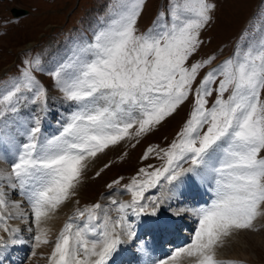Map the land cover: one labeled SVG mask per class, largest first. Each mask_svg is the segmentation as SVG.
<instances>
[{
    "label": "snow or ice",
    "instance_id": "1",
    "mask_svg": "<svg viewBox=\"0 0 264 264\" xmlns=\"http://www.w3.org/2000/svg\"><path fill=\"white\" fill-rule=\"evenodd\" d=\"M117 6L115 18L92 43L49 73L77 110L50 139L40 138L37 120L11 172L0 174V179L13 190L19 188L28 201L38 228L35 247L49 244L48 230L39 228L41 220L75 196L89 162L110 146L146 135L191 97V110L176 138L167 147L150 145L142 157L154 156L162 165L140 168L123 186L130 200L113 198L108 207L95 203L76 209L55 239L49 264H107L122 237L135 235L129 211L139 217L150 210L155 216L167 197L145 193L162 179L172 183L186 174H212L215 198L193 213L198 227L191 243L158 264H183L186 258L191 264H221L217 248L235 231L252 229L264 204V156L260 155L264 151V35L246 48L238 47L197 84L201 71L215 57L188 62L203 43L200 32L212 19L213 3L169 0L166 12H160L153 26L140 34L136 25L142 0H117ZM246 37L245 32L241 40ZM38 64L32 62L11 82L10 90L0 94V116L16 112L20 100L27 99L24 92L34 93L33 103H46L45 90L31 71ZM122 179L107 187L119 185ZM8 207L0 188V210ZM11 207L17 211L8 216L0 211V230L14 235L19 229L10 228L7 220L24 218L26 213L19 202ZM80 218H85L83 223H76ZM4 247L5 238L0 236V249Z\"/></svg>",
    "mask_w": 264,
    "mask_h": 264
},
{
    "label": "rangeland",
    "instance_id": "2",
    "mask_svg": "<svg viewBox=\"0 0 264 264\" xmlns=\"http://www.w3.org/2000/svg\"><path fill=\"white\" fill-rule=\"evenodd\" d=\"M209 2L215 5L214 10L210 13L212 19L200 32V39L203 43L198 53L188 63L204 60L210 56L215 57V60L212 65L201 71L197 78V84L210 68L220 65L232 57L238 47L246 48L249 43L264 35V0H209ZM168 3L169 0H142V10L136 25L138 34L153 26L158 14L166 12ZM12 7L27 9L28 13L14 17L10 11ZM117 11V0H0V94L10 90L11 82L19 79L22 71L29 68L30 64L36 60L39 61V64L36 68L31 69L32 75L46 93V103L43 100L33 103L34 93L24 92L22 95L27 99L20 100L16 105L18 110L5 112L3 116H0V149H3V144L14 145L13 150L4 146L7 157L3 153L5 161L2 164L4 163L5 168L7 166L8 173L11 172L12 164L16 162L20 146L26 142L27 134L36 125L37 120H39L41 129L40 138L50 139L63 130L70 115L77 110V105L65 98L64 93L49 73L68 62L80 49L92 43L94 36L109 26ZM245 32L247 37L242 41L241 37ZM25 61H28L29 64H25ZM228 95L229 93H225V98ZM214 99L215 93L209 98V106ZM261 99L264 100V91L261 93ZM190 110L191 97L175 113L165 118L146 135L125 139L117 145L110 146L89 162L76 189L75 196L54 212H50L49 217L41 220L43 223L64 211L63 215H58L59 221L55 233L49 237L50 243L47 244L49 250L46 249L48 253L45 251L38 256L41 261L35 260L36 254H33V249L37 248L34 237L38 228L33 214L29 213L31 208L24 211L29 213L32 221L30 217L29 219L26 217L25 221L18 224L14 223V218H11L13 223L9 218L8 226H16L19 231L9 240L6 238V241L13 243L16 240L19 244L24 240L28 245L20 264H44V261L45 264H48L55 239L60 232L58 228L61 229L60 227L67 220L65 216L69 212V217L74 216L76 209L83 210L95 203L108 207L113 198L123 202V196L128 194L124 191L123 186L137 175L140 168H146L149 164L154 167L162 165V161L154 156L143 160L142 157L146 149L150 145L167 147L183 127ZM260 155L264 156V151ZM183 167L187 168L188 164H184ZM97 172H100L99 176L96 175ZM121 177L123 179L119 185L111 189L107 187ZM176 182L167 183L162 179L160 185L147 191L145 196L168 198L174 192V186H177ZM210 185V195H207V199L195 207H185V203L167 205L168 207H166V199L160 205L157 216L172 217L177 215L179 208L185 210L187 208L183 214H180L186 224L181 225L179 230H183L185 227L184 231L188 235H185L186 240L181 246L168 250L161 258L154 259L153 264H158L157 262L167 259L177 249L191 243L198 227L197 217L193 213L195 210L209 206L215 198L214 179H211ZM128 195L127 201L131 199L130 194ZM12 202L8 201L9 207L6 212L0 210L5 216H8L9 212L17 211L11 207ZM149 212L150 210L142 213L139 217L128 213V221L132 224L133 232ZM259 212L260 215L253 221L252 229L235 231L226 238L222 246L217 248L216 258L221 261V264H264V204L260 205ZM19 219L21 220V218ZM84 219L80 218L79 220L83 223ZM144 220L148 221L147 218ZM149 222L144 226L150 225L151 222ZM27 225L33 228V231L30 229L27 231L25 228ZM135 236H132V239ZM124 237L123 239H125ZM146 237L148 240L149 234H146ZM30 261L32 262L30 263ZM183 264H191V259L186 258Z\"/></svg>",
    "mask_w": 264,
    "mask_h": 264
},
{
    "label": "bare ground",
    "instance_id": "3",
    "mask_svg": "<svg viewBox=\"0 0 264 264\" xmlns=\"http://www.w3.org/2000/svg\"><path fill=\"white\" fill-rule=\"evenodd\" d=\"M62 117H63V115H62ZM7 144H8L7 146L3 144L2 145L3 149L2 150L0 149V174H3V175L8 174V171L6 169L7 166L5 168L4 163L2 164V162L5 161V158L3 157V153L5 155L6 151L4 148L6 147L9 150H13V148H14V145H12L10 143H7ZM5 156L7 157V155H5ZM182 179H184V180H182ZM211 179H213L212 174H206V175H200V176H194L193 174H190V175L186 174V175L181 176V178L179 180H177L178 184H177V182L175 183V185H177V186H174V192L171 194V196H169L166 199L167 202L165 201V203H166L165 206L168 207L167 205L171 206L173 204H178V203L184 204L185 203V207H187V206L195 207L200 202H204L203 200L207 199V195H210L211 185H212V184L210 185ZM7 183L8 182L6 180L0 179V188H2L3 191L5 192L7 201L19 202L21 205V209L23 208L22 209L23 211L30 208L28 205L29 204L28 201L21 195L19 188H17L16 190H13V189L7 187ZM208 184L210 185V187ZM123 197H124V201H127V199L129 198V195L126 194ZM181 206H183V205H181ZM186 210H187V208H186ZM186 210L184 208H179L177 210V213H176L177 215H173L172 217H167V218L165 216H161V215L153 216L149 212V213H147V216L145 218H147V220L153 224H155V223H158L161 225L166 224V225H173L176 227L177 223L185 225V223L183 222V217H181L180 214H183V211H186ZM24 212L26 213V216L24 218H21V220L19 218H14L13 219L14 223L19 224V223L25 221L26 217H28V219L30 217V220H31V216H29V213L31 214L32 212L31 211H29V213H27V211H24ZM69 213L65 216L67 218V220L63 223L62 227L68 221V218L70 215ZM63 214H64V211L57 213L55 217H52L49 220L41 223V225H39V228L48 230V238L52 235V233H55V228H56L58 221H59L58 215H63ZM111 214L113 215L114 213H111ZM129 214L131 215V212H129ZM144 219H143L142 224H139L137 228H134V232H136V234H138L139 231H142L143 224H146V221ZM157 219L159 222L156 221ZM10 220H11V218H10ZM11 222H12V220H11ZM76 223L82 224L81 220H77ZM22 225H24V224H22ZM10 227L16 228V226L15 227L10 226ZM62 227H60V228L62 229ZM25 228H27V231H29V229H31V230L33 229V228H30L29 225H27ZM61 229L58 228V230H61ZM33 233H35V232H33ZM181 234L185 235V234H187V232L183 231V232H181ZM0 236H3L5 238V241H6V238H11L10 236H12V235H10L9 233L3 232V230H0ZM123 237H122V242L116 247V250L114 251V253H112L111 256L108 258L107 264H113V256L115 258H117L116 256L117 255L119 256V253H122V255H125L126 257H132L136 253L137 250H133V247H131V245L134 244V243H131V237H129V236L124 237L125 239H123ZM23 242H24V240H23ZM23 245H25V244H19V246H23ZM7 246H8V248H12L10 245H6V247H4L3 249H0V252H1L0 256H3L6 253ZM47 247L48 246L46 244V245H41V246L37 247L36 249L34 248L33 252L36 254L34 259L37 261L38 260L41 261V259H39L38 256L43 254V252L46 251ZM14 248H15V246H14ZM117 248L119 250H117ZM47 250H49V249H47ZM48 256H49V254H48ZM141 257H143V255H141ZM131 259H133V258H131ZM31 262L32 261H30V263ZM142 262H143V260H142ZM45 263L46 262L44 261V264ZM48 264H49V262H48Z\"/></svg>",
    "mask_w": 264,
    "mask_h": 264
},
{
    "label": "water",
    "instance_id": "4",
    "mask_svg": "<svg viewBox=\"0 0 264 264\" xmlns=\"http://www.w3.org/2000/svg\"><path fill=\"white\" fill-rule=\"evenodd\" d=\"M11 11V14L14 16V17H19V16H22V15H25L28 13V10L27 9H23V8H17V7H12L10 9Z\"/></svg>",
    "mask_w": 264,
    "mask_h": 264
}]
</instances>
